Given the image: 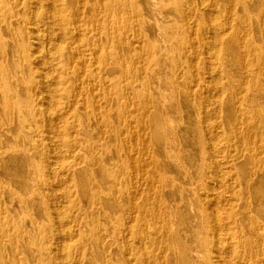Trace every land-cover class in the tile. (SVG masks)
I'll return each mask as SVG.
<instances>
[{
    "label": "bare ground",
    "instance_id": "obj_1",
    "mask_svg": "<svg viewBox=\"0 0 264 264\" xmlns=\"http://www.w3.org/2000/svg\"><path fill=\"white\" fill-rule=\"evenodd\" d=\"M39 27L49 34L45 54L33 33ZM3 35L13 47L21 43L20 68L8 63L16 80L3 77L0 84V190L10 194L12 213L22 203L8 181L31 211L42 196L58 220L69 216V229L82 241L74 240L66 264H122L110 260L113 254L132 264H221L225 241V264L264 261V0H0V48ZM222 39L227 45L219 50ZM1 56L0 68L3 50ZM48 56L57 65L51 91L59 106L58 155L51 160L33 94L26 100L11 94L12 87L23 92L22 75L41 69ZM24 126L19 139L32 134L36 143L7 145ZM14 152L22 158L5 161ZM234 167L241 175L237 195ZM0 204V249L5 239L12 264H28L37 253L53 256L35 222L42 238L14 237Z\"/></svg>",
    "mask_w": 264,
    "mask_h": 264
},
{
    "label": "rangeland",
    "instance_id": "obj_2",
    "mask_svg": "<svg viewBox=\"0 0 264 264\" xmlns=\"http://www.w3.org/2000/svg\"><path fill=\"white\" fill-rule=\"evenodd\" d=\"M74 1H76V0H74ZM221 21L222 20L219 19V22H221ZM17 28L18 27L14 28V30L16 32L19 31V30H16ZM31 29L33 30V28H31ZM224 31H225V29L219 25L218 35L222 38H223V35L225 34ZM33 33L35 34L34 36H39L40 39L42 40L41 42L43 43L42 44L43 53L45 54L46 50L50 46V44L48 43V39H49L48 32L46 31V29L44 27H39L38 29L34 30ZM47 37H48V39H47ZM224 41H225V39H222V41L219 42V45H218L219 50L221 49L222 46L227 45V44H225ZM20 43H21V40L16 39L15 44H14L15 47H13V45L10 44L8 39H7V35L2 36V43H1L0 50L4 51L5 62H3V65L0 68V84L3 83V80H4L3 77L6 79V82L8 84H12L11 80H16V76H14V74L11 73L13 66L9 65L8 63L10 61H12V63L14 65H16L15 70L20 68V65H19L20 64V59H19L20 58V52L18 51V49H17L18 46L16 45V44L19 45ZM31 43H33V42L31 41ZM12 47L14 50L13 56H11ZM235 49H236V51H238L237 46L235 47ZM237 56H238V52H236V57ZM48 58H50V57L48 56ZM2 59H3V56L0 57V62H2ZM34 66H35V68H32V70H33L32 73L26 72L21 77L22 79H21L20 85L24 89L23 92L18 91V90H16V88L11 86L13 89L11 94L14 96L15 99H20V100H26L30 97V93L33 94L32 95L33 102L31 105L32 109L34 108V110L39 112L41 114V116L43 117L44 121L40 123V126H42V130L45 131L46 137L48 138L46 142H42L43 150L45 153L44 155H48V160H49V158L51 160V158H53L55 155H58L57 151H56L57 145H56V141H55L56 140L55 128H56V126H57L56 124L58 122L57 121V113L59 111V106H57L56 98L54 97V91H51V89L55 90V83H56L55 67L57 65H56V61H53V58H50L49 61L46 62V64L41 68L42 71H41V69L37 68L36 65H34ZM24 69L27 70L28 67H25ZM142 70L144 73L146 72L144 70V68ZM44 71H46V72H44ZM129 76H131V75H129ZM234 78L235 79H241L242 76H241V74H235ZM238 86H239V83H237L235 87H238ZM137 90H140V88H138ZM263 98H264V96H263ZM49 101H51V102H49ZM256 104H258V103L256 102ZM22 110L25 113L26 110L21 109V111ZM9 120H10L11 125H13L14 124V117L12 115H10ZM47 121H48V123H47ZM63 124L64 125L66 124L65 120H63ZM58 126H60V125L58 124ZM24 130L25 131L27 130L26 126H24V129L23 128L20 130L17 129V131L13 134L12 138L9 139L8 141H6L7 145L13 144L18 149H24L28 145V143H30V141L32 143H36L37 138L35 136H33L32 134H27V137H25V139H24L25 143H23V140L21 141L19 139V131H24ZM97 133H91V134L93 135V137H95V136H97ZM187 137H190V133L187 135ZM52 139H54V140H52ZM149 144L151 146L153 145L151 142H149ZM127 145H130V144H127ZM199 150H200V146L198 147V150H197L198 153H196V155H200ZM28 155H29L31 160H37L38 161L40 159L39 154H37V153H29ZM124 155H126V154H124ZM133 155H135V154H133ZM152 155H159V154L156 151V152H153ZM176 155H182V154H180L178 152ZM215 155L219 156L220 161L224 160L223 154L215 153ZM148 156H151V155H138V158L139 159H147ZM244 157H246V159H247L248 155H245ZM256 157L258 158V157H260V155H256ZM12 158H15L16 161H19L22 158V153L14 152L13 154L6 156L5 161L9 160L8 163L12 164L11 163ZM122 158L124 160L125 157L122 156ZM138 158L136 159V161L139 160ZM224 158H225V156H224ZM111 162L113 164H117V162H118L117 157L112 158ZM251 167H252V162L250 160H248L246 162V167H245V172H246L245 179L250 178V173L252 172ZM172 173H170V174H172ZM260 176H262V173H259V177ZM230 178H231V180H230L231 183L233 182L234 186L236 187L234 195H237L238 194L237 187L239 186L240 180H241V175H240V172L237 170V167H234L232 169V175ZM178 179H180V177ZM73 182H74V180H73ZM212 183L214 184V182H212ZM7 184L10 187V190L15 192L18 195L19 201H21V203H22V206H18L17 203H14L13 209L15 211L12 213L10 211V209L8 208V199L10 198V194L4 195V193H2L3 191L0 190V202L3 204L2 206L6 207L5 209H7L8 217L11 221H13V224L15 225V227H12L13 229H15V231H12L14 233V237H18V236L22 237V233H23L25 235H28L31 241L32 240L35 241V239L37 237L40 238V236H41V238H42L41 234H36V233H39L38 231H40V230H37L36 228L38 227V228H41L42 230L44 229L45 232L48 234V236H47L48 237V243L52 244V248L55 251V252H53V256H51V254L49 255L47 253H44L43 256H41L39 253H37L36 258L33 261H27V263L28 264H44V263L48 262L51 257H53L54 259H53L52 264H66V257H68V255H70V253L72 251L71 248L73 247L74 240L77 239V240H80V242L82 241L81 237L74 238L73 232L69 229V227L67 225V223L70 222L69 216L63 215L61 217V221L58 220V218L54 212V210H55L54 204L48 200H45L42 196H39V199H41V201H42L41 207L40 208L35 207L34 211H31L26 199L21 195L20 190L14 186H11L9 184V181ZM256 185H257V178H256L255 183L253 185H251L250 188L246 191V200L248 203L252 201V197L254 194L253 188ZM156 192H158V191L156 190ZM124 204H126V203H124ZM40 212H42L43 214L38 215V213H40ZM117 212H118V210L116 211V213ZM113 213L115 214V212H113ZM251 215L253 217H256L254 215L253 211H251ZM56 220L58 222L60 221V223H58ZM32 222H35L34 225L36 228L33 225H31ZM58 224H60V226ZM60 230H62V231L60 232ZM248 236H252V233H249ZM30 240L28 239V241H30ZM2 244H3V246L0 250H2L6 254V259L8 262L7 264H12L13 255H12V251L7 246V241H5V239H4ZM253 244L255 246H257L256 248L253 247V252L258 251L257 250L258 249L257 241L254 240ZM226 246H227V244L225 241V242H223V245H222L223 254L221 257V264H225L224 262H227V255H226L227 250L225 249ZM261 249L264 253V246ZM60 256L61 257L64 256L65 259H63V261H62ZM92 256L94 258L97 257V255L94 253H92ZM1 257H2V255L0 253V258ZM109 258L113 262L118 261V262H121L122 264H132V262L126 263L125 262L126 257H124L121 254H113V255H110ZM226 264H228V263H226ZM247 264H252V263H247ZM258 264H264V261L261 263H258Z\"/></svg>",
    "mask_w": 264,
    "mask_h": 264
}]
</instances>
